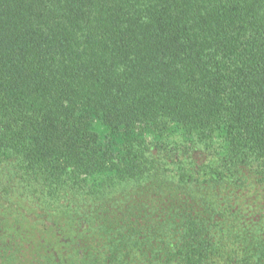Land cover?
Here are the masks:
<instances>
[{
    "label": "trees",
    "instance_id": "16d2710c",
    "mask_svg": "<svg viewBox=\"0 0 264 264\" xmlns=\"http://www.w3.org/2000/svg\"><path fill=\"white\" fill-rule=\"evenodd\" d=\"M250 207L229 264H264V0H0V264H208Z\"/></svg>",
    "mask_w": 264,
    "mask_h": 264
},
{
    "label": "rangeland",
    "instance_id": "374dc122",
    "mask_svg": "<svg viewBox=\"0 0 264 264\" xmlns=\"http://www.w3.org/2000/svg\"><path fill=\"white\" fill-rule=\"evenodd\" d=\"M249 211H251V213H248ZM252 212L256 213L251 207L249 210L247 209V211L243 210V213H247V216H250L247 217V222L244 221V218L237 221L238 219L236 220L232 218V216H225L222 223V230L218 234V249L208 264H229L233 262V259L230 257L231 254L233 253L235 255L239 253V251L248 244L247 241L245 242V232H250V234H254L255 232L253 231L254 229L250 227L252 226L250 223L255 219L251 217L255 215L252 214Z\"/></svg>",
    "mask_w": 264,
    "mask_h": 264
}]
</instances>
